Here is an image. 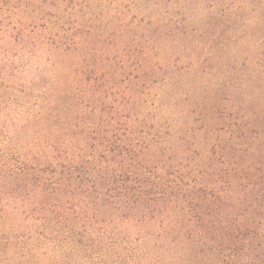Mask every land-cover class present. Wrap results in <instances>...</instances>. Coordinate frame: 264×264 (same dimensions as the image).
Returning <instances> with one entry per match:
<instances>
[{
    "label": "trees",
    "instance_id": "16d2710c",
    "mask_svg": "<svg viewBox=\"0 0 264 264\" xmlns=\"http://www.w3.org/2000/svg\"><path fill=\"white\" fill-rule=\"evenodd\" d=\"M231 1L0 0V250L19 257L7 264H30L28 245L32 264H264V129L220 111L205 148L132 90L184 69L167 41L196 30L188 12L249 8ZM145 15L165 40L155 63L107 55Z\"/></svg>",
    "mask_w": 264,
    "mask_h": 264
},
{
    "label": "rangeland",
    "instance_id": "374dc122",
    "mask_svg": "<svg viewBox=\"0 0 264 264\" xmlns=\"http://www.w3.org/2000/svg\"><path fill=\"white\" fill-rule=\"evenodd\" d=\"M249 1L246 10H237L234 14L228 12L219 18L211 15L203 18L197 11L188 12L195 18L191 23L196 30L190 27L186 39L179 43L172 41V35L167 41L169 46L176 44L171 49V58L181 56L184 60L179 65L184 69L174 74L167 67L156 69L153 76L156 82L147 79L144 86L140 81L132 83V90L133 84L137 83V91L149 92L153 112L163 110L165 120L179 129L178 135L190 140L196 137L205 148H210L209 141H215L216 136L223 133L214 130V127L222 129V124L216 123L220 111H225L226 117L228 114L246 115L253 121L243 118L245 121L256 124L257 129H264V5L256 9L259 0ZM231 2L236 6L241 3L238 0ZM141 3L149 4L148 1ZM183 16L187 19L185 13ZM140 19L124 39L116 36L109 40L111 44L106 48L112 54L107 55L123 57L131 53L145 64L155 63L158 52L163 53L161 45L165 40L148 24V16ZM123 49L126 50L123 52ZM119 85L120 90L127 89L125 83ZM179 95L181 97L177 99ZM249 95L254 96L252 100L248 99ZM183 113H186L185 117H181ZM220 120L228 121L227 118ZM11 252L12 249L0 250V264L16 260L18 256ZM26 253L22 258L32 264L29 245Z\"/></svg>",
    "mask_w": 264,
    "mask_h": 264
}]
</instances>
